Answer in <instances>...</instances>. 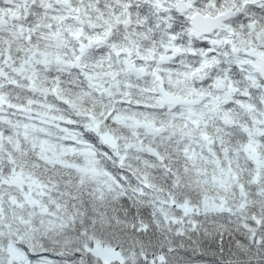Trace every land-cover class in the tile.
<instances>
[{
  "label": "snow or ice",
  "instance_id": "6c2138e0",
  "mask_svg": "<svg viewBox=\"0 0 264 264\" xmlns=\"http://www.w3.org/2000/svg\"><path fill=\"white\" fill-rule=\"evenodd\" d=\"M0 264H264V0H0Z\"/></svg>",
  "mask_w": 264,
  "mask_h": 264
}]
</instances>
